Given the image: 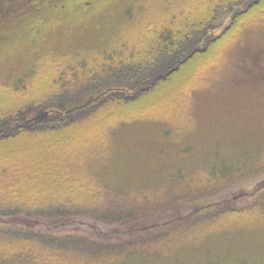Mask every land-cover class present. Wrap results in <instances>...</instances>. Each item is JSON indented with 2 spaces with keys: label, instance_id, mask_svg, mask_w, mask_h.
I'll list each match as a JSON object with an SVG mask.
<instances>
[{
  "label": "trees",
  "instance_id": "trees-1",
  "mask_svg": "<svg viewBox=\"0 0 264 264\" xmlns=\"http://www.w3.org/2000/svg\"><path fill=\"white\" fill-rule=\"evenodd\" d=\"M123 1L129 6L131 0ZM177 1H147L145 18L155 15L157 20L148 19L139 34L137 24L136 36L128 34L121 51L79 73L76 86L44 81L22 90L15 82L18 75L13 76L18 68L0 80L5 85L0 86V264H177L176 257L197 250L207 248L209 255L215 245L224 251L226 245L246 247L250 238L263 239L264 228L243 230L247 233L239 243L225 239L222 231L238 227L236 220L253 212L264 214V148L257 146L251 156L246 148L228 147L222 154L221 141L209 140L202 150L197 136L203 131L196 129L200 124L210 131L218 127L208 112L212 99L249 93L264 98V0H191L172 8ZM52 7H58L57 1L0 0V26L7 20L16 23L0 32V41L25 32L21 26L37 32L41 23H25L21 17ZM27 59L28 54L21 62ZM257 87L260 92H252ZM95 112L101 113L88 118ZM187 116V125L164 120ZM144 125L157 143L175 147L176 159L188 150L200 151L194 160L201 166L185 170L184 178L168 187L163 183L161 190L156 176L178 167L176 161L143 177L116 172L121 138ZM248 132L228 131L227 137ZM88 134L106 141L93 143L95 148L85 153ZM13 171L25 174L6 187L4 175ZM248 177L250 190L229 188ZM143 180H153L161 193L143 194L151 185L145 183L143 190ZM207 215L221 216L223 227L217 220L203 239L175 246L161 261L146 258L142 245L169 240L177 232L189 234Z\"/></svg>",
  "mask_w": 264,
  "mask_h": 264
},
{
  "label": "rangeland",
  "instance_id": "rangeland-1",
  "mask_svg": "<svg viewBox=\"0 0 264 264\" xmlns=\"http://www.w3.org/2000/svg\"><path fill=\"white\" fill-rule=\"evenodd\" d=\"M53 1H57L58 7L56 9L54 7L47 8L45 11L39 12V10V13H34V10H28L25 11V14L20 19H23L25 23L29 21L41 23L40 25L42 28L38 30L39 32H33L31 29L27 30L24 26H21L20 28L24 29L25 32L20 30L22 32L12 39H1L7 42L0 41V80L10 78L11 75L8 76V73L18 68V71L14 72L13 76L18 75L15 82L18 88L22 90L30 91L41 85L44 81H46L47 84L53 83L57 85L61 82H70L71 86H76L81 83L82 77L78 76L79 73L97 61H104L110 52L121 51V49H123L124 39L128 34L132 33L130 34L131 39L135 37L136 34L141 33V27L150 19L145 18V10L146 12L149 10V8H146L147 5H145L147 1L152 3L155 1L157 4H161L162 2L170 3L175 0H131L129 6L127 1L123 0ZM189 1L191 0H179L172 4L171 7L175 8L176 4L181 6L182 2L186 4V2ZM55 11L58 12V16L47 18V13ZM157 15L159 16V14ZM157 18L158 17L153 15L149 22H155ZM227 19L228 18L225 17V22ZM12 21L7 20L6 23L0 26L1 34L9 31V27H14L16 25V23ZM166 21L167 19L161 23H166ZM137 24L140 25V28L138 27L139 29L135 34L133 32ZM26 30L28 32H26ZM56 30L59 31L55 32ZM81 34L83 38H81ZM36 38H38L36 40L37 42L42 40L45 41V43L51 44L54 43L55 39L62 38V42L56 46H45L42 43L36 45L33 44L36 42ZM89 42H94V44L90 45L88 44ZM27 54L28 59L25 63L21 62ZM51 69H54L55 72L50 75L48 71ZM0 86L5 85L0 84ZM241 87H247V91L244 93H249L248 85L244 84L241 85ZM261 87L255 88L252 92H260ZM262 90L264 94V87ZM66 92H69V89ZM146 100H148V98H146ZM207 104L208 112L211 114L213 121L218 123V127L211 126L212 130L210 131V126L200 124L199 128L196 129L199 133L203 131L202 135L197 136L202 150L205 144L209 145V140L221 141L220 145L223 148L221 149L222 154L227 151L225 148L228 147L235 150L246 148V154L248 156H251L257 146H259L258 149L264 148V98H261L260 95L257 94L254 96L250 95V93L248 95H238L236 97L226 95L212 99ZM101 112H95L88 116V118L94 117V115L97 116ZM164 120L171 123V125L176 122L187 125L191 118L189 116L184 118L173 117L169 119L165 118ZM162 125L166 128L164 124ZM189 126L192 127V124H189ZM217 130L221 132L222 135H218V132H216ZM233 130L249 132L243 136H234L232 134V138H228V131L232 132ZM211 134L214 135L210 136ZM152 135L153 132L145 125L139 130L127 131L126 137L123 136L121 138L120 144H118L116 149V151H118V156L115 164V171H120V173L128 172L132 177H143L154 173L160 166H169L176 161L179 163L176 164V166L179 165L178 167L168 171H161V173L156 176V181L154 182L157 186L159 185L158 188L160 189L163 183H165V187H168L174 179L184 178L186 173L185 170H191L194 166H201V164L196 163L198 162L197 160H194L196 156H201L200 151L199 154H195L188 150V153L183 152V155L180 156L179 159H176L178 155L176 149H174L175 147L157 143ZM195 135L193 134V136ZM86 136L90 140V143L86 147V150H84L85 153L95 148V146H92L93 143L101 144L106 141L102 135L88 134ZM77 146L78 145L75 147ZM218 164L222 166L223 162L219 160ZM21 174L24 175L25 172L17 173L13 171L10 175L5 174L3 184H6L5 186L8 187L10 179H16L20 177ZM254 174L256 173H253L251 177H256ZM149 181H151L149 183L151 184L149 190H146L143 194L154 195L157 190L158 194H160L161 189L159 190L155 184H152L153 180ZM149 181H141L140 184L142 186L140 185V188L144 190V184ZM250 182H252V179L249 177L244 178L232 184L229 188L237 190L244 186L250 190L247 185ZM42 188L43 187H41V189ZM217 220L220 221V227H223L221 216L207 215L198 220L189 234L183 232L173 233V236L169 240L160 242L159 240H155L152 243L142 245V251L147 256L146 258L153 257L156 261H161L163 255L171 253L175 246L177 247L178 245L189 243L192 239H203L204 234L209 228L213 227ZM237 222H239L237 224L238 227L222 231V233H224V238L232 243L244 241L245 238L242 239V236L247 232L244 234H242V232L247 228H253L254 230L264 228V214L256 211L248 217H245V219L236 220V223ZM67 232L78 234V232L74 230H69ZM262 235L263 239L260 241H252L253 238L246 240L251 241L250 244L246 243V247L239 244L226 245V248H223L224 251H221V248L215 245L216 247H213L211 251L212 254L208 255L205 253L207 248L201 249L192 252L188 256L185 254L181 257H176V263L226 264L233 261H241L245 264L254 262L264 263V232ZM203 243L204 241L200 242V245ZM52 262L53 261H51L50 264H52ZM154 264H156V262H154Z\"/></svg>",
  "mask_w": 264,
  "mask_h": 264
}]
</instances>
